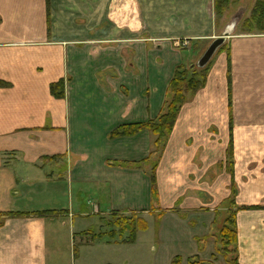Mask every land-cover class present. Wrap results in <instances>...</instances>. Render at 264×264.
<instances>
[{
	"label": "crops",
	"instance_id": "crops-1",
	"mask_svg": "<svg viewBox=\"0 0 264 264\" xmlns=\"http://www.w3.org/2000/svg\"><path fill=\"white\" fill-rule=\"evenodd\" d=\"M254 1L220 20L214 0H0V212L25 213L0 226V264H79L77 247L85 264H229L212 234L231 198L239 264H264V34L230 32L159 152L147 129L115 133L158 118L176 68ZM132 213V242L81 236Z\"/></svg>",
	"mask_w": 264,
	"mask_h": 264
},
{
	"label": "trees",
	"instance_id": "trees-1",
	"mask_svg": "<svg viewBox=\"0 0 264 264\" xmlns=\"http://www.w3.org/2000/svg\"><path fill=\"white\" fill-rule=\"evenodd\" d=\"M230 2V0H214V11L217 19H220L224 7ZM241 29L248 34H264V0L256 1L249 18L245 19ZM219 50H222L221 47ZM192 67L195 69H190V71H187L184 65L178 66L176 68L169 83V100L165 106L164 112L158 118L149 120L145 123L124 125L119 127V131L115 133H120L122 135H132L139 132L140 130L147 129L151 131L156 137L154 142V152H159L173 128L181 105L193 97L195 93L205 84L208 64L203 68H199L196 65H191V68ZM227 80L228 94L230 95V69H228ZM50 91L51 94L56 97L62 96V80L52 83L50 85ZM151 191L153 196H156L157 192L153 174L151 177ZM226 203L229 207L228 215L225 218V221L223 222L218 234H212V236L215 238L216 251L221 254L229 264H239L236 247L238 242L237 227L235 222L236 207L232 201V198L228 199ZM49 213L51 212H43V214ZM24 214L25 213L11 211L0 212V226L5 218ZM135 215L137 214L132 213L129 216L119 214L114 222H107L108 227H116L115 229L117 230L112 229L107 233L97 234L87 232L81 234V236L87 237V239L89 238L90 241H93L95 239H100L105 235H107L109 238H114L115 236H122L124 233H128L127 241L132 242L134 241L136 233L139 230H145L147 228L146 222L141 217ZM180 263V257H175L172 260V264ZM186 264L204 263L197 258H191Z\"/></svg>",
	"mask_w": 264,
	"mask_h": 264
},
{
	"label": "rangeland",
	"instance_id": "rangeland-1",
	"mask_svg": "<svg viewBox=\"0 0 264 264\" xmlns=\"http://www.w3.org/2000/svg\"><path fill=\"white\" fill-rule=\"evenodd\" d=\"M231 1V0H230ZM256 1L257 0H255L254 1V3H253V5H252V7L250 8V10H249V12L244 16V18H241V19H238V20H235V24H234V26H232V29H231V33L232 34H234V33H236V32H239V33H241V34H248V33H245L242 29H241V27H242V24H243V22L245 21V19H248L249 18V16H250V14H251V11L253 10V8H254V5H255V3H256ZM230 5H231V2L228 4V5H226L225 7H224V9H223V11H222V16L220 17V20L222 19L223 20V18H225L227 15H228V13H229V10H230ZM231 12V11H230ZM229 40V37H227V38H225V42L222 44V46H221V49H223V48H225V47H227V44H228V41ZM206 49V46L205 47H203V48H201L200 50H198V54L196 55V58H194V60L192 61V64H188V65H186L185 66V68H186V70L187 71H190V69H195V68H191V65L192 66H194L195 64H196V62H197V60H198V58L201 56V54L203 53V51ZM220 49V48H219ZM218 49V50H219ZM220 51V50H219ZM218 51V52H219ZM189 75H190V73H189ZM234 124H235V122L232 120V116H231V129H232V127L234 126ZM228 149H227V153H226V157H225V159H224V163L222 162V164L221 165H224L225 166V168L227 169V168H229V157L231 156V170H233V165H232V155H233V152H232V143H231V155H230V153H229V155H228ZM263 172H264V170H263ZM234 192H232V194H233ZM117 216H119V214H115V215H111V216H109V218H108V220H107V222H111V221H115V219H116V217ZM135 216H138V217H140L139 215H135ZM116 227H108V230H107V232H109V231H111L112 229H115ZM115 230H117V229H115ZM84 250H81V249H79L78 247L76 248V256H75V259H76V263H79V264H85V262L87 263V261L84 259Z\"/></svg>",
	"mask_w": 264,
	"mask_h": 264
},
{
	"label": "water",
	"instance_id": "water-1",
	"mask_svg": "<svg viewBox=\"0 0 264 264\" xmlns=\"http://www.w3.org/2000/svg\"><path fill=\"white\" fill-rule=\"evenodd\" d=\"M231 29L232 27L228 28L223 36L217 37L210 42V44L206 47L201 56L198 58L195 64L197 67L203 68L210 62L215 53L225 42V38L230 35Z\"/></svg>",
	"mask_w": 264,
	"mask_h": 264
}]
</instances>
